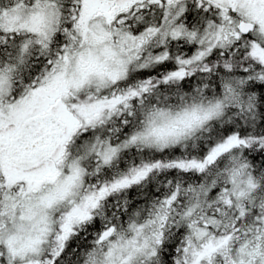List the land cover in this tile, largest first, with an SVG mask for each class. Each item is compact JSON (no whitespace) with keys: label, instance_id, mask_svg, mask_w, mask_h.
<instances>
[{"label":"snow or ice","instance_id":"6c2138e0","mask_svg":"<svg viewBox=\"0 0 264 264\" xmlns=\"http://www.w3.org/2000/svg\"><path fill=\"white\" fill-rule=\"evenodd\" d=\"M0 264H264V0H0Z\"/></svg>","mask_w":264,"mask_h":264}]
</instances>
